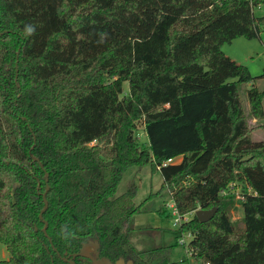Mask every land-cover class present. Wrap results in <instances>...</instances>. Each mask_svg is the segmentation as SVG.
Here are the masks:
<instances>
[{
  "label": "trees",
  "instance_id": "obj_1",
  "mask_svg": "<svg viewBox=\"0 0 264 264\" xmlns=\"http://www.w3.org/2000/svg\"><path fill=\"white\" fill-rule=\"evenodd\" d=\"M263 6L0 0V241L10 252L0 264H67L61 256L95 238L107 255L173 264L167 246L131 241L144 202L134 200L136 183L118 187L144 161L161 172L181 215L217 208L207 222L194 214L180 226L198 261L264 264V140L253 138L264 127V90L222 48L260 36L264 14L254 9Z\"/></svg>",
  "mask_w": 264,
  "mask_h": 264
},
{
  "label": "rangeland",
  "instance_id": "obj_2",
  "mask_svg": "<svg viewBox=\"0 0 264 264\" xmlns=\"http://www.w3.org/2000/svg\"><path fill=\"white\" fill-rule=\"evenodd\" d=\"M256 16L264 14V6L254 9ZM223 51L237 62L248 66L251 74L255 77L254 84L264 90V31L257 38L239 37L230 43L223 45ZM125 86L129 83L126 81ZM251 85H243L242 91ZM246 97V96H245ZM247 98V97H246ZM249 107V106H248ZM256 123V119H251ZM125 129L121 135L127 132ZM138 140L143 145H148V137L143 125H139ZM255 140H264V127L256 128L253 131ZM177 162L181 157H177ZM138 186L135 202L143 203L142 212L135 214L132 219V243L138 249H148L155 246H167L168 256L173 264H202L190 252H188V243L193 239L189 231H182L180 223L175 224L178 214L174 213V204L169 188L164 185V179L161 172L155 169L151 161H144L142 164H133L128 167L124 177L119 184L118 194L124 193L131 183ZM238 192L244 185L238 184ZM241 195L237 194V203L232 210L233 219L239 220L243 216V207L239 200ZM193 213L184 215L185 219L193 217ZM184 236L187 244H180L179 239ZM10 252L7 246L0 241V259H8Z\"/></svg>",
  "mask_w": 264,
  "mask_h": 264
},
{
  "label": "flooded vegetation",
  "instance_id": "obj_3",
  "mask_svg": "<svg viewBox=\"0 0 264 264\" xmlns=\"http://www.w3.org/2000/svg\"><path fill=\"white\" fill-rule=\"evenodd\" d=\"M89 244L88 252L84 256H75V253H78L80 250L74 253L69 254L68 256H61L65 263L73 264L71 261H74L75 264H117L120 259H124L125 264H128L130 260L134 262L133 259L128 258L125 254L118 255H107L101 249V244L97 238L89 239L83 244ZM60 256V255H59ZM66 258L67 260H65ZM135 264V263H134Z\"/></svg>",
  "mask_w": 264,
  "mask_h": 264
},
{
  "label": "water",
  "instance_id": "obj_4",
  "mask_svg": "<svg viewBox=\"0 0 264 264\" xmlns=\"http://www.w3.org/2000/svg\"><path fill=\"white\" fill-rule=\"evenodd\" d=\"M35 160H38L36 157H34ZM43 165V164H41ZM48 176V173H47ZM48 190V187H47ZM43 199H44V208L41 210L40 212V217H43V213L47 210L48 206H49V201L47 199V191L44 193L43 195ZM217 208L213 207L210 209H204V208H199L196 210L195 215L197 216V218L201 221V222H207L208 220H210L216 213ZM48 227V222L45 220V227H44V232L46 233ZM47 235V233H46ZM88 248H89V244H83V247L81 248V250L78 253H75V256H84L87 254L88 252ZM56 250V248H55ZM57 251V250H56ZM58 255H60L59 252H57ZM65 260H67L66 258H64ZM73 264H75L74 261H71ZM117 264H125L124 259H120ZM128 264H134V262L132 260L129 261Z\"/></svg>",
  "mask_w": 264,
  "mask_h": 264
},
{
  "label": "built area",
  "instance_id": "obj_5",
  "mask_svg": "<svg viewBox=\"0 0 264 264\" xmlns=\"http://www.w3.org/2000/svg\"><path fill=\"white\" fill-rule=\"evenodd\" d=\"M171 162H177V159H176V158H170V159H168V160L166 161V163H171ZM170 207L174 208V213H175V214H178V217H176V219H175V224L180 223V226H181V224H182V222H183L184 220H188V219H189V218H188V219H185V218H184V215H181V214L179 213V211H178V209H177L175 203L172 204V205H170ZM195 212H196V211H193V212H191V213L195 214ZM189 234L192 235V233H191L190 231H189ZM179 243H180V244H184V245L187 244V242H186L184 236H183L182 238L179 239ZM188 245H189V243H188ZM202 264H211V262H210V261H205V262H203Z\"/></svg>",
  "mask_w": 264,
  "mask_h": 264
},
{
  "label": "clouds",
  "instance_id": "obj_6",
  "mask_svg": "<svg viewBox=\"0 0 264 264\" xmlns=\"http://www.w3.org/2000/svg\"><path fill=\"white\" fill-rule=\"evenodd\" d=\"M36 32V26L33 24H26L24 27V35L26 37H30L33 36ZM61 235L63 236V238H67L63 233H61Z\"/></svg>",
  "mask_w": 264,
  "mask_h": 264
},
{
  "label": "crops",
  "instance_id": "obj_7",
  "mask_svg": "<svg viewBox=\"0 0 264 264\" xmlns=\"http://www.w3.org/2000/svg\"><path fill=\"white\" fill-rule=\"evenodd\" d=\"M237 61V60H236Z\"/></svg>",
  "mask_w": 264,
  "mask_h": 264
}]
</instances>
